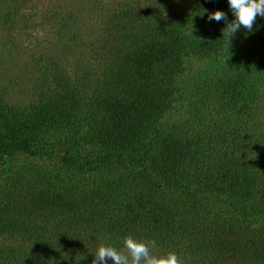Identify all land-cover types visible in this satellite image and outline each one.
Wrapping results in <instances>:
<instances>
[{
  "label": "trees",
  "instance_id": "1",
  "mask_svg": "<svg viewBox=\"0 0 264 264\" xmlns=\"http://www.w3.org/2000/svg\"><path fill=\"white\" fill-rule=\"evenodd\" d=\"M176 4L167 16L169 2L126 4L90 43L93 126L74 122L80 91L49 57L50 88L25 107L0 92V264H91L129 234L183 264H264V59L250 57L264 17L228 44L225 21L208 19H235L228 0ZM189 58L220 73L180 78ZM189 89L188 118L170 119Z\"/></svg>",
  "mask_w": 264,
  "mask_h": 264
},
{
  "label": "rangeland",
  "instance_id": "2",
  "mask_svg": "<svg viewBox=\"0 0 264 264\" xmlns=\"http://www.w3.org/2000/svg\"><path fill=\"white\" fill-rule=\"evenodd\" d=\"M135 1L143 6L169 2L170 8H164L161 16L181 10L176 0H0V14L10 15L6 24L0 20V37H5L0 40V92L9 94L13 105L25 107L41 90L50 88V78L42 71L44 58L49 57L57 65V73L80 91L73 103L74 122L83 126L93 119V126L96 111L90 106L91 94L100 87L94 79L102 67L90 43L105 32L109 16ZM260 47H254L250 54L255 61L264 59ZM217 73L220 71L214 59L189 58L180 78L190 79L193 84L201 79L212 83ZM182 89L180 94L185 92ZM189 91L185 100L174 103L170 119L188 118L191 104L197 101V95ZM181 106L180 110L175 108ZM85 131L86 127L81 128L77 136H85Z\"/></svg>",
  "mask_w": 264,
  "mask_h": 264
},
{
  "label": "clouds",
  "instance_id": "3",
  "mask_svg": "<svg viewBox=\"0 0 264 264\" xmlns=\"http://www.w3.org/2000/svg\"><path fill=\"white\" fill-rule=\"evenodd\" d=\"M228 5L235 19L228 21L223 11L217 10L208 15V19L225 21L222 36L230 39L240 30L241 26L252 32L257 16L264 17V0H228ZM155 240H138L132 234L125 236L123 250L111 246L107 241L101 243L96 250L91 264H183L181 258L173 251L155 254Z\"/></svg>",
  "mask_w": 264,
  "mask_h": 264
}]
</instances>
